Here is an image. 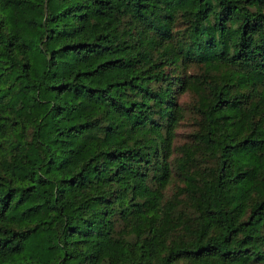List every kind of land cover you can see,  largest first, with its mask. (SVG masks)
<instances>
[{"label": "trees", "instance_id": "1", "mask_svg": "<svg viewBox=\"0 0 264 264\" xmlns=\"http://www.w3.org/2000/svg\"><path fill=\"white\" fill-rule=\"evenodd\" d=\"M0 264H264V0H0Z\"/></svg>", "mask_w": 264, "mask_h": 264}, {"label": "rangeland", "instance_id": "2", "mask_svg": "<svg viewBox=\"0 0 264 264\" xmlns=\"http://www.w3.org/2000/svg\"><path fill=\"white\" fill-rule=\"evenodd\" d=\"M192 101V95L186 93L180 97V102L188 108V104ZM193 114L187 111L186 118L181 121V125L178 129L177 144H182L188 140V134L196 128V124L193 120Z\"/></svg>", "mask_w": 264, "mask_h": 264}]
</instances>
